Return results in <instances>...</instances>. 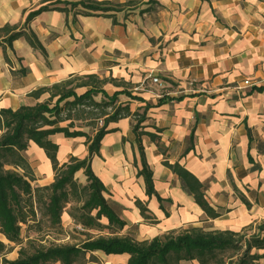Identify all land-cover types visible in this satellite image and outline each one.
Wrapping results in <instances>:
<instances>
[{
  "label": "crops",
  "instance_id": "0c3cea01",
  "mask_svg": "<svg viewBox=\"0 0 264 264\" xmlns=\"http://www.w3.org/2000/svg\"><path fill=\"white\" fill-rule=\"evenodd\" d=\"M41 1L0 0V27H24L45 50L44 56L20 37L5 60L0 46V109L34 106L41 97L29 96L32 91L91 74L114 80L102 87L109 96L125 90L140 98L118 95L131 115L108 123L114 132L103 137L91 159L105 198L125 222L121 234L132 230L135 236L129 235L142 241L205 225L235 233L264 220V0H93L124 7L110 13L112 18L49 10L24 25L29 12L45 5ZM49 138L58 145L59 164L87 156L84 137ZM136 138L161 202L145 194L137 176ZM191 138L193 148L182 156ZM34 149L48 176L50 163L41 149L30 143L24 153ZM163 161L190 171L221 215L207 219ZM28 162L40 173L38 162ZM93 254L106 264H125L128 258Z\"/></svg>",
  "mask_w": 264,
  "mask_h": 264
},
{
  "label": "trees",
  "instance_id": "16d2710c",
  "mask_svg": "<svg viewBox=\"0 0 264 264\" xmlns=\"http://www.w3.org/2000/svg\"><path fill=\"white\" fill-rule=\"evenodd\" d=\"M37 10L27 14L24 25H27L36 15L49 10L66 12L78 10L86 16L104 15L112 18V14L122 11L124 5H113L106 1L93 0H42ZM62 5V7L56 6ZM24 28V27H23ZM22 28V29H23ZM16 25L5 24L0 27V46L3 48L4 59L7 60V49H11L14 40L23 37L28 45L40 51L45 56V50L32 32H26ZM91 82H82L75 87L76 76L56 83L50 87H41L32 91L29 96L39 99L47 94L48 98L34 106L20 105L15 111L0 109V235L9 243L18 245L20 241V223L24 222V208L30 203L32 189L30 183L34 181L31 167L24 157V152L30 143L41 149L49 161L54 173L53 181L39 191L48 192V205L45 215L51 225L61 223V214L70 198L81 201V209L85 212L84 218L78 220L72 213H67L75 225L82 228H107L109 234L88 238L80 245H54L39 248L28 254L22 250L14 260L1 258V264H76L82 261L85 264H98L93 252L100 251L104 255L127 254L125 264H180L181 262H196L197 264H248L247 259H254L251 249L264 250V239L245 241L244 254L233 262V256H225L228 250L239 248V241L234 240L239 232L229 230H208L209 226L192 227L180 231H171L153 237L150 240L137 241L131 236L121 234L125 222L119 218L118 212L105 198L106 189L91 168V159L99 154V146L103 137L113 129L107 130L108 123L117 122L131 115L127 105L114 106L118 95L125 94L129 99H140L129 92L122 90L109 96L102 87L106 83L114 84L111 78H99L96 75H83ZM82 78V79H83ZM76 87L86 90L77 94ZM262 87L257 90L260 91ZM98 94L101 101L94 100ZM147 104L143 114L136 118L133 132L144 120ZM108 109L110 111L108 112ZM133 113L132 116H136ZM101 120L100 128H95L96 122ZM78 122L85 124L77 125ZM92 129V137L83 131ZM61 133L66 138L84 137L87 156L79 159L69 157L67 162L59 164L57 161L58 145L50 140V136ZM154 142L156 137L152 133H143ZM140 156L141 169L137 176L143 178L145 194L149 197L157 196L153 188L152 173L149 170L139 139L136 138ZM193 148L192 138L182 156ZM172 174L181 181L186 193L202 210L207 219H215L221 212L214 209L206 200L203 184L184 166L178 162L168 164L163 161ZM82 171L86 180L80 186L74 180V175ZM144 214V209H140ZM92 213H94L92 215ZM104 219L105 224L100 220ZM242 238H240L241 240ZM8 245L0 240V255L5 254ZM90 253L86 258V254Z\"/></svg>",
  "mask_w": 264,
  "mask_h": 264
},
{
  "label": "rangeland",
  "instance_id": "374dc122",
  "mask_svg": "<svg viewBox=\"0 0 264 264\" xmlns=\"http://www.w3.org/2000/svg\"><path fill=\"white\" fill-rule=\"evenodd\" d=\"M83 75L76 76L78 81H74L72 86H76L82 82H91L92 80L86 79L81 77ZM83 78V79H82ZM108 88V87H107ZM86 90L84 87H76L75 92L77 94H81ZM109 94L110 92L107 91ZM48 98L47 94L41 96V102L45 101ZM94 100L99 102L101 101V95L98 94L94 97ZM125 97L118 96L117 99L114 100V106L124 104ZM110 109H108V112ZM85 123L78 122L77 125H83ZM102 125L101 120L96 122L95 128H100ZM88 135L92 137L93 130L92 129H83ZM85 139V138H84ZM36 149L34 151L28 150L24 157L28 162L29 159H32L34 162H38ZM30 157H28V156ZM27 157L29 159H27ZM32 157V158H31ZM69 159V158H68ZM67 159V161H68ZM29 163V162H28ZM38 167L41 169L40 173L37 175L35 174L33 168H31L32 175L34 177V181L30 183L32 193H31V200L30 203H26L24 208V222L20 223V241L18 245L9 244L1 235L0 240H2L5 244L8 245V250L5 254L0 255V264L1 258H5L8 260H14L19 256V251L22 250L28 254H31L35 250L39 248H47L54 245H69V244H76L80 245L83 241L88 238H96L98 236H106L109 234V230L107 228H82L80 225H75L73 221L69 218L67 213H72L78 220L84 218L85 212L81 209L82 203L81 201H76L74 198H70L69 202L66 204L63 213L61 214V223L59 225H51L49 222L48 217L45 215L46 206L48 205V192L46 191H39L37 188H41L46 185H40L37 183L36 179L41 180V184L52 182L54 178V173L51 170L50 166V174L46 175L43 164H39ZM42 172V174H41ZM37 176V178L35 177ZM74 180L80 186H84L86 184L85 177L82 171L77 172L74 175ZM50 184V183H49ZM94 213H92L93 215ZM101 224H105V220H100ZM238 235L241 237L235 236L234 240H238L239 248L235 250H228L225 252V256H233V262L236 259H239L244 254V245L245 241L251 239V242L254 240H263L264 239V220H259L251 223L248 227H245L238 231ZM134 235L135 233L131 231H125L123 235ZM240 238H242L240 240ZM254 239V240H252ZM251 254H255L256 256L254 259H247L248 264H264V250H257L251 249ZM90 253L86 254V258H88ZM97 259L98 264H106V262L102 261L101 257L104 258L102 255H94ZM52 264H59V263H52ZM76 264H85L82 261H78Z\"/></svg>",
  "mask_w": 264,
  "mask_h": 264
},
{
  "label": "built area",
  "instance_id": "2783aa9c",
  "mask_svg": "<svg viewBox=\"0 0 264 264\" xmlns=\"http://www.w3.org/2000/svg\"><path fill=\"white\" fill-rule=\"evenodd\" d=\"M151 80H152V82H153L154 84H156V85H161V81H160V80H157L156 77H152ZM248 84H249L248 81H245V82H244V86H245V85H248Z\"/></svg>",
  "mask_w": 264,
  "mask_h": 264
}]
</instances>
